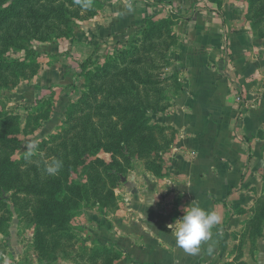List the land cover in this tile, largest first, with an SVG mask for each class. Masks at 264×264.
<instances>
[{
	"label": "trees",
	"instance_id": "1",
	"mask_svg": "<svg viewBox=\"0 0 264 264\" xmlns=\"http://www.w3.org/2000/svg\"><path fill=\"white\" fill-rule=\"evenodd\" d=\"M86 2L0 0V92L15 88L36 74L39 54L32 47L34 42L70 38L74 21L93 17L103 8L100 0H91V6L85 8ZM246 3V21L259 37H264V0ZM173 24L171 17H144L127 48L108 54L101 62L91 57L81 62L84 88L80 96L67 105L56 132L38 144L39 152L31 158H26V153L16 156L20 135L33 133L52 116L62 87L41 88V96L26 108L23 127L19 118L0 102V245L8 236L13 213L20 222L33 217V244L23 258L27 259L28 252L34 249L37 264H61L59 261L67 258L64 253L58 254L62 242L76 241L69 222L81 204L113 206L118 173L110 170L124 172L129 160L136 157L154 177L168 176L165 160L177 131L170 125L150 123L148 114L166 112L172 107L168 93L176 95L184 89L180 76L183 71L165 73L170 61L155 50L157 41L176 36L171 29ZM17 53L22 56L14 55ZM255 137L264 141V125ZM100 151L110 154L109 164L96 157ZM52 157L63 161L55 176L43 171L44 163ZM262 183L264 187V177ZM248 212L250 216L242 228L232 233V260L226 264H246L242 258L247 242L253 259L257 241L264 234V188L248 210L237 208L232 214ZM178 214L175 212L173 218ZM77 256L76 264L83 258L82 264H114L126 253L103 246L84 248Z\"/></svg>",
	"mask_w": 264,
	"mask_h": 264
},
{
	"label": "rangeland",
	"instance_id": "2",
	"mask_svg": "<svg viewBox=\"0 0 264 264\" xmlns=\"http://www.w3.org/2000/svg\"><path fill=\"white\" fill-rule=\"evenodd\" d=\"M100 1L103 3V8L95 12L93 17L73 22L72 37L50 38L44 42H34L32 47L39 54V69L36 74L28 80H22L15 88L0 92V102L7 111L14 113L19 118L20 127H23L27 115L26 108L31 107L35 99L41 96V88L48 86L62 87L52 116L48 120L42 121L40 128L33 133L20 135L21 146L16 156L26 153L25 145L27 143L35 141L39 144L43 139L56 132L64 120L65 108L70 102L78 99L84 88L79 64L88 57H91L96 62H101L108 54L113 55L118 50L127 48L129 41L136 37L139 25L144 17L154 14L161 17H171L174 23L171 29L176 36L172 39L163 38L157 41L155 50L162 52L170 61L171 65L165 70V73L180 74L183 71L180 74L183 87L186 84L187 55L197 56L196 53L199 54V51L204 52L207 50V53H212V61L209 64L218 62L220 59H223L225 63L232 64L233 51L236 54L235 56H239L238 54L243 51L240 49V46L243 45L241 39L251 48L247 52L248 55L261 54L259 53L261 50L256 49H262V52H264V37H259L250 28L249 22L245 19L246 0ZM177 16V19L173 18ZM237 29L243 30V34L234 39L229 38L228 34L230 31L233 32ZM202 33H205L202 37L207 40L203 48H201ZM253 41L261 43L260 46H251L250 43ZM167 45L171 46L168 50L166 48ZM230 45L234 47L232 52ZM14 55L22 56L21 53ZM209 56L211 55L209 54ZM260 58L264 60V57L261 56ZM144 60H147V57ZM235 62L239 63L237 60ZM261 66L259 68L261 72L259 73L260 83L258 88L261 86V81L264 82V61ZM140 67L145 68L142 64ZM226 69L224 65V73ZM236 74L238 75V72L235 70ZM237 77L231 78L230 76L228 80L231 81V91L235 92L238 97V103L242 105L246 101V94L236 82ZM181 92L176 95L168 93L172 106L174 99ZM154 115L153 113L148 114L150 123H157L154 118L156 115ZM173 128L177 132L175 142L170 147L165 160L167 171L173 166L171 158H174V153L176 154L174 148L179 130L176 127ZM250 141L248 140V143ZM96 157L107 164L111 160L110 154L103 151H100ZM119 161L122 162L121 160ZM110 171L118 173L117 184L113 194V206L100 208L99 206L86 207L85 204H81L69 222L72 228L71 231L76 236V241L71 243L62 242V251H59L58 254L61 256L64 253L67 258L59 261L61 264H76L74 260L79 259L77 255L84 248L89 250L93 247L113 246V248L120 250L121 248L114 245H105L104 241L113 239L119 233L120 229L118 227H120L122 221L123 223L125 221H138L140 215L145 214L138 213L135 205L146 204L148 196L155 201L159 198L160 202L166 203V205L176 202L175 195L159 196V193L165 190L168 184L163 182V179L159 180L150 174L143 162L136 157H132L129 160L124 172H119L120 170L115 168ZM263 177L264 171L259 174L261 183L263 182ZM243 181L244 177L239 180L238 186ZM263 188L262 183L260 195ZM249 189L255 190L253 186L249 187ZM34 221L32 217L30 221L20 222L17 215L13 213L8 222V236L5 238V243L0 245V264H37V253L34 249L28 252L29 256L27 259L23 258L26 255L25 251L28 250V246L33 244V232L36 228ZM82 262H79V264H82ZM118 262L115 261L114 264Z\"/></svg>",
	"mask_w": 264,
	"mask_h": 264
},
{
	"label": "crops",
	"instance_id": "3",
	"mask_svg": "<svg viewBox=\"0 0 264 264\" xmlns=\"http://www.w3.org/2000/svg\"><path fill=\"white\" fill-rule=\"evenodd\" d=\"M242 34L243 30L237 29L228 35L234 39ZM206 42L202 37L201 48ZM241 42L243 51L239 56L233 51L232 64L223 59L209 64L212 53L207 50L199 51L197 56L187 55L185 90L174 99L170 109L154 115L155 122L179 130L176 154L171 158L173 166L168 177L163 178L168 185L159 193L162 197L175 195L176 202L166 205L159 198L155 201L148 196L146 204L135 205L138 213L145 214L138 221H122L119 233L104 241L105 245L125 251L126 257L116 264H226L232 260L230 233L239 231L250 216L249 212L232 213L237 208L248 210L252 206L253 199L261 193L259 174L264 171V141L255 137L264 125V86L258 88L259 68L264 61L260 57H264V52L256 49L261 54L248 55L250 46L243 39ZM250 44L259 47L261 43ZM230 46L232 52L234 47ZM230 76H238L236 82L246 94V104L240 105L231 91ZM252 186L255 190L249 189ZM193 203L217 213L220 222L199 251L190 254L177 246L167 226ZM175 212L179 214L173 218ZM256 246L253 259L249 242L244 246L242 260L246 264H264V234Z\"/></svg>",
	"mask_w": 264,
	"mask_h": 264
},
{
	"label": "clouds",
	"instance_id": "4",
	"mask_svg": "<svg viewBox=\"0 0 264 264\" xmlns=\"http://www.w3.org/2000/svg\"><path fill=\"white\" fill-rule=\"evenodd\" d=\"M83 6L90 7L91 0H87ZM25 151L26 158H31L38 154L39 146L35 141L27 143ZM62 167L63 161L52 157L44 163L43 171L49 176H55ZM182 212L183 215L167 227L171 229L178 247L190 254H195L199 251L202 242L211 238L212 229L219 224L220 217L214 211L205 210L197 203L184 207Z\"/></svg>",
	"mask_w": 264,
	"mask_h": 264
}]
</instances>
